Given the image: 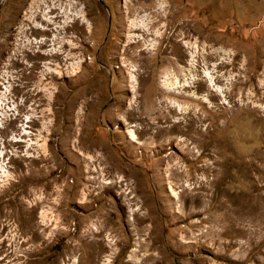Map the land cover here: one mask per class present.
<instances>
[{
    "label": "rangeland",
    "instance_id": "374dc122",
    "mask_svg": "<svg viewBox=\"0 0 264 264\" xmlns=\"http://www.w3.org/2000/svg\"><path fill=\"white\" fill-rule=\"evenodd\" d=\"M2 1L0 264H160L163 256L170 264H264V0H160L166 12L157 0ZM48 5L56 8L48 13L58 27L55 46L36 45L54 33L52 24L33 27ZM82 11L91 29L77 17L62 27L66 15ZM141 15L154 18L152 32L164 26L154 49L144 42L152 32L128 40L142 34L129 28ZM193 42L206 58L199 70L217 74L226 100L203 80L180 91L211 104L162 90L165 77L185 73L184 45ZM170 100L186 113H170ZM121 116L136 125L141 149L130 145ZM16 125L28 127L32 144L9 141ZM75 147L111 158L95 162L104 173L93 174L91 195L83 157L67 152ZM168 164L179 165L180 177H168ZM103 182H112L105 191ZM170 185L179 201L170 200ZM83 189L89 201L101 193L102 202L83 208Z\"/></svg>",
    "mask_w": 264,
    "mask_h": 264
},
{
    "label": "bare ground",
    "instance_id": "6f19581e",
    "mask_svg": "<svg viewBox=\"0 0 264 264\" xmlns=\"http://www.w3.org/2000/svg\"><path fill=\"white\" fill-rule=\"evenodd\" d=\"M2 1V0H0ZM3 2V1H2ZM71 6V5H70ZM155 8H157V10H162L163 12H166V9H164V2L160 1V0H157L156 1V5H155ZM53 9H56L55 6H47L45 7L44 10H42V13L40 15V22H37V21H32L33 22V27L38 30V31H46L48 30L47 26H46V23L49 25V24H52L53 26V30H54V33L51 35V38L50 39H46L45 37L44 38H40V39H33V43L36 44V45H43V44H46V41H48V43L50 44H53L55 46V41H56V30L58 29L57 25H56V22L53 20L55 18V16H51L49 15L48 13L51 12V10ZM64 12V11H63ZM61 13V12H60ZM64 17V16H63ZM74 17H77L78 19L80 18L82 20L83 23H85L88 27V29H91V24L86 20L85 16H84V12L82 11L80 14L78 13L77 15L75 16H72L71 14H68L65 16L64 18V21L61 22L63 23V26L62 27H66L69 23L72 22L73 18ZM155 24V20L154 18L150 17L149 15H141L140 17L138 16L136 19L132 20L129 24V28L131 29H135V30H138V31H141L142 34L139 36V38L135 35H130L129 33V36H128V40L130 42H141V40L144 38L143 37V33H150L152 32L151 31V26ZM164 27V26H163ZM163 27L162 28H159L155 31H153V35L155 36V38H153L152 40L150 41H144L145 44L148 46V48H152L154 49L157 45H158V39L162 37L163 35ZM61 28V27H60ZM136 37L138 39H136ZM69 44L71 45V49L73 47V43L72 42H69ZM187 47L188 49L191 50V54H190V60L188 62V64H186L188 66V68L185 70V73L181 74V75H177L176 77L174 76L172 80H170V78L168 77H165L163 79V86H162V90L165 92V93H168V94H172L174 96H181V97H186V98H189L191 100H198L202 103H208V104H211L209 102L208 99H206L204 96H199L198 94L195 93L194 90H190L188 93H185V94H182V91H184L185 89H191V88H194V85L196 83V81H199V80H203L206 84V87H207V91L208 93H211L215 96H219V97H222L223 99H225L226 97V89H218V86H216V78L215 76L217 75H212V73H210V71H208V69H204L203 70H199L201 67H200V58H202V62L206 59L205 57H203L202 55H200L199 53V50L198 47L196 46V44L193 42V43H185L184 47ZM39 52V51H38ZM52 54L55 55H58L57 54V50L55 47H53V49L50 51ZM63 53V52H62ZM49 55L48 52H45V53H40V55ZM61 55V53H60ZM70 56V54H69ZM63 57V56H62ZM67 57V56H66ZM69 59V58H67ZM61 60V59H60ZM83 63V60L82 58L79 59V61L75 64V70L76 69H79L80 67V64ZM206 63V62H205ZM73 66V65H72ZM215 66V65H213ZM204 67V65L202 66ZM216 67V66H215ZM74 68V67H72ZM208 68V67H207ZM131 70H130V81H131V92L133 93L135 91V87H134V77L132 76L131 74ZM217 72V71H216ZM186 76H190L192 77V79L189 80V78H185ZM218 77V76H217ZM226 79V82H225V85L228 84V78H224ZM6 83V82H5ZM224 87V86H223ZM228 87V86H227ZM221 88V87H220ZM5 95L9 94V87L6 86V90H5ZM135 94V93H134ZM11 95V94H10ZM135 96V95H134ZM133 96V98H134ZM4 97V96H3ZM1 99V98H0ZM6 99V97L4 98ZM11 100V99H10ZM8 100V101H10ZM226 100V99H225ZM6 100H4L5 102ZM2 102V101H1ZM168 108H169V112L172 113V114H175V115H184V113H186V110H187V107L184 106V105H181L180 102H178L177 100H173V101H169L168 103ZM10 105V104H9ZM258 107V106H257ZM191 108V106H190ZM132 109V108H131ZM193 109V108H192ZM16 110V109H15ZM14 111V110H12ZM16 113V112H15ZM14 113V115H16ZM193 113V112H192ZM191 113V114H192ZM182 115V116H183ZM194 115V114H193ZM17 116H19L17 114ZM7 117V116H6ZM5 117V118H6ZM4 119V118H3ZM18 119V118H17ZM29 121H32L33 120V117L32 116H29L28 117ZM180 120L181 119H175V121L171 122L172 125L169 126V131L175 129L176 127L179 126V123H180ZM19 122L18 120H16V117L14 118V124ZM24 122V121H22ZM33 122V121H32ZM120 122L123 129H124V135L126 136V138L128 139L130 145L133 147V149H141L142 146H144V144L142 142H140L139 138H138V135H137V127L136 125L134 124H130L128 123L126 117L124 116H121L120 117ZM30 122H28L27 124H29ZM194 123L195 121H190L189 122V125L187 127L188 131H193L191 128L194 127ZM183 124V123H182ZM120 125V126H121ZM21 127H23V125H16V127L14 126V128L16 129V131H18V134H14V136L12 138L9 139L10 142L12 143H15V144H21V143H27L28 145L32 144L31 142L33 141V134L29 131H27L26 129H28V127H25V130L21 129ZM181 127V126H180ZM144 130V129H143ZM160 130V129H159ZM166 130V129H165ZM49 131L51 130H46V132L48 133ZM53 131V130H52ZM39 134V133H38ZM50 134H53L52 132H50ZM192 134V133H191ZM47 136V135H46ZM41 137V136H40ZM167 137V136H166ZM172 138V137H171ZM174 138V137H173ZM43 139V138H42ZM177 139H179L178 141V146H182L183 149H180V150H185L188 149V144L185 143L186 141L184 140H181V138L177 137ZM46 140L47 139H43L42 140V144H41V147L44 151H46ZM48 141V140H47ZM168 141V140H167ZM166 141V142H167ZM88 142V141H87ZM89 144L87 145V147H98V146H101V150L105 151V145L99 141H96V142H88ZM83 144V143H82ZM81 145V144H80ZM141 145V146H140ZM165 145V144H164ZM84 145H82L81 147H83ZM176 147V146H175ZM48 148V147H47ZM94 149V151H95ZM100 150V148H99ZM97 151V150H96ZM138 151V150H137ZM136 151V152H137ZM67 152L70 154L69 157L72 158V160L74 161L75 159H77V157L80 155L83 157L84 159V162H85V166L82 167V175H85L86 177H84V185H91V186H86L87 187V191L90 193L91 195V190L90 188H92V185L94 184H97V180H96V177L94 176L93 177V174H103L104 173V169H100L101 167H97L95 165V162L96 161H103L105 163H109V161L111 160V158L105 156V153L104 152H100V151H97L96 155L95 154H89V153H84L81 151V149H78L77 147H75V152L74 151H71V150H67ZM162 152V151H161ZM190 152V151H189ZM163 153V152H162ZM191 153V152H190ZM159 154V153H158ZM157 154V155H158ZM187 154V153H186ZM193 154V153H192ZM171 155V154H170ZM185 155V154H183ZM187 156V155H186ZM172 157V156H171ZM174 157V156H173ZM186 158V157H185ZM175 160V159H174ZM174 164V163H173ZM114 166L116 168H119V166L117 164H114ZM168 167H170V164L167 165V171H169V175L168 177L171 179V177H175V178H178L180 177V173L179 172V165L176 164V169L173 170L172 166L170 169H168ZM185 173V172H184ZM118 177V180H120L121 182L123 181V177H120V176H117ZM167 177V178H168ZM179 180V179H178ZM118 182V181H116ZM112 182H103L102 183V186H100V189H104L105 191V188L107 184H111ZM139 183V182H138ZM212 183H214V181L212 182H206V184H208L209 186H212ZM186 184V183H185ZM168 190V189H167ZM128 191V190H127ZM169 193H170V200L173 199V201H179L180 200V196L179 194L174 190L173 186L170 185L169 187ZM197 196H195L196 198ZM81 198H82V201H81V205L83 208L85 209H90L91 208V205H92V202L94 201H98V202H102V199H101V193L100 194H97L96 196H92V201H89V195L84 191V189L82 190L81 192ZM169 198V197H168ZM172 198V199H171ZM172 201V202H173ZM175 203V202H174ZM103 204V203H102ZM100 205V206H103V205ZM109 214V213H108ZM149 215V214H148ZM179 215V214H178ZM151 217V216H150ZM183 217V216H182ZM185 217V216H184ZM181 217H179L180 219ZM226 219H229L231 220V217H227ZM235 222V221H234ZM237 223V222H236ZM235 223V224H236ZM232 230H234L232 228ZM238 231V230H237ZM229 232V231H228ZM241 232V231H240ZM237 234V233H235ZM183 243V242H182ZM181 245V244H180ZM188 245V244H187ZM183 246V245H182ZM180 246V247H182ZM185 247V246H184ZM182 247V248H184ZM178 248V247H177ZM192 248V247H191ZM182 250V249H181ZM178 251V250H177ZM174 253V252H173ZM180 255V254H179ZM161 263L160 264H170V257L168 256H163L161 257Z\"/></svg>",
    "mask_w": 264,
    "mask_h": 264
}]
</instances>
